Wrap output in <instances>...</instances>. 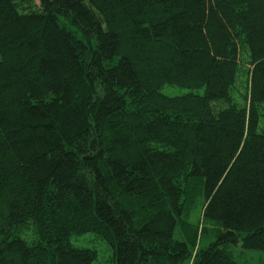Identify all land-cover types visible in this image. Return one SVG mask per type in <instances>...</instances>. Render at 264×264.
<instances>
[{
  "label": "trees",
  "instance_id": "16d2710c",
  "mask_svg": "<svg viewBox=\"0 0 264 264\" xmlns=\"http://www.w3.org/2000/svg\"><path fill=\"white\" fill-rule=\"evenodd\" d=\"M88 234L264 252V0H0V264H95Z\"/></svg>",
  "mask_w": 264,
  "mask_h": 264
},
{
  "label": "rangeland",
  "instance_id": "374dc122",
  "mask_svg": "<svg viewBox=\"0 0 264 264\" xmlns=\"http://www.w3.org/2000/svg\"><path fill=\"white\" fill-rule=\"evenodd\" d=\"M168 89L164 90V93L169 94ZM171 94L182 93L178 89H171ZM202 204L200 201H197L195 208L192 211V222L197 224L200 217V212L202 210ZM200 211V212H199ZM179 238V237H177ZM179 240V239H177ZM205 243V242H204ZM73 244L79 247L90 248L98 252V261L95 264H114L113 263V253L109 246L101 241L98 237L93 234L85 235L81 238L73 239ZM228 250V251H227ZM229 257L236 262L237 264H264V252L260 251H249L242 248V246H229L224 249Z\"/></svg>",
  "mask_w": 264,
  "mask_h": 264
}]
</instances>
